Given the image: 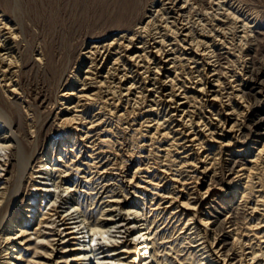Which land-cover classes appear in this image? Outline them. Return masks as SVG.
<instances>
[{
    "label": "bare ground",
    "instance_id": "bare-ground-1",
    "mask_svg": "<svg viewBox=\"0 0 264 264\" xmlns=\"http://www.w3.org/2000/svg\"><path fill=\"white\" fill-rule=\"evenodd\" d=\"M147 1L75 56L32 46L0 9V263L135 264L116 222L128 215L130 231L148 221L159 264H264V74L232 58L257 22L220 10L228 0ZM29 62L59 88L43 147Z\"/></svg>",
    "mask_w": 264,
    "mask_h": 264
},
{
    "label": "rangeland",
    "instance_id": "rangeland-1",
    "mask_svg": "<svg viewBox=\"0 0 264 264\" xmlns=\"http://www.w3.org/2000/svg\"><path fill=\"white\" fill-rule=\"evenodd\" d=\"M204 1H208V0H204ZM147 3H148L147 0H16V1L13 0V4L11 6L10 5L6 6L5 0H0V9L3 8L6 9L7 14L10 15L11 18L15 19V21L16 18H18L17 26L20 29L21 35L24 37V35L26 34L28 43L30 41L32 43V46H36L39 40L45 39L49 42H52L56 50L60 49V47L62 46H65L67 47L70 56H75V54L79 52L84 42L103 36L112 31L122 30L128 27V25H130L131 23H134L135 20L137 19V16L140 13H142ZM225 6L227 8H225ZM13 10L15 11L13 12ZM220 10L222 11L232 10L231 11L233 13L232 15H235L240 11L238 14H236L240 18L250 17L249 20H251L253 23L257 22L255 30L252 32L250 37L244 40V45L246 50L251 48L250 53H246L245 51L243 52L241 51V49H239V51L235 49V53L232 58L233 60L237 61L238 66L244 60L245 62L247 60L248 64L250 61L253 67H255L256 70H259L258 71L259 75L260 76L263 75L264 74V65H263L264 64V0H241V1L228 0V1H224V5L223 7L220 8ZM14 14L17 15V17ZM19 14H22V16ZM18 20H20L21 22H19ZM23 37H21V40L23 39ZM24 41L25 40L21 41L23 46H25L26 44V41L25 42ZM259 65L262 66L260 67ZM24 67H23L24 71L21 77V83L24 89L28 92V96L26 98L27 101L33 103L32 105L34 108L32 111L34 112V110H36L40 113L39 125L40 126L42 125V128L40 130L39 141H40V147H43L47 139L50 136H52V134H55L57 132V130L52 129L49 123L51 120L55 118V113L58 109L56 104H57V94L59 88L53 89L50 86H48L47 83L42 79V77L36 74L35 68L31 66V62L24 65ZM261 94L264 95V87L263 90L261 91ZM0 163H2V166H0L1 170L6 172L4 170L7 167L6 158L0 156ZM34 164L35 162H33V165ZM39 165L40 166L43 165V162H38L37 166H35L34 169H37ZM33 167L34 166H32L31 170L33 169ZM35 174L36 173H34V175ZM36 178L38 177H35V179ZM24 182L26 185V191H28L29 194L30 189L32 188V183L34 182V178L31 179L29 177V174H26V177L24 178ZM115 182L118 183L115 184L117 185L116 189H120V190L123 185L122 183L123 182L124 184L127 183L121 180H117ZM1 185L2 184L0 182V186ZM29 201L30 200L28 199L26 202ZM37 204H39V202H37ZM40 204H42V201H40ZM56 205H59L60 206L59 208L61 210L65 209L64 206H66L63 203V199L61 200L60 203H56ZM53 206L52 207L49 206L45 208L46 209L48 208L50 212H53L55 211L54 209L55 207ZM23 207L25 208V205H22V208ZM164 222L165 220L162 222L163 226L166 225ZM48 230H49L48 228H45L43 231H48ZM132 231L133 233L135 232L136 234L139 233L138 228ZM217 231H220V233H222L220 229H218ZM28 236H30L28 238H31L28 241L30 242V246L33 248L35 243H37L38 238H35L34 237L35 235L33 234L31 235L29 234ZM62 240H63L62 238L55 239L56 242H60ZM71 240H77V239H70V240L68 239L67 245L68 246L76 245V244H72ZM223 243L224 242H222V245ZM119 249H121V247ZM4 253L5 252L0 253V261L4 260L2 259L3 255H6ZM31 254H33V252ZM34 255L35 258L38 257L36 254ZM116 256L120 258L122 255L118 254ZM220 259L222 260V262L227 261L226 259L223 258ZM33 260L34 259H32V261ZM29 264H33V262H29ZM58 264H64V263L58 262Z\"/></svg>",
    "mask_w": 264,
    "mask_h": 264
},
{
    "label": "built area",
    "instance_id": "built-area-1",
    "mask_svg": "<svg viewBox=\"0 0 264 264\" xmlns=\"http://www.w3.org/2000/svg\"><path fill=\"white\" fill-rule=\"evenodd\" d=\"M126 217V218H125ZM134 218H128V215H118L116 218V222H122L123 225L118 226L120 228V240L123 239L125 242H129V240H134L136 237V240L138 241L135 244H138V248H135L134 250H138V252L134 253L136 260L135 264H159V262L155 259L154 255L152 254V251L154 250V239L152 235L150 234L149 230V224L147 220H141L139 223L135 226L136 228H140V232L138 235L133 231L131 232L128 227H130L133 223L131 222ZM69 224V223H68ZM127 230V231H126ZM138 232V231H137ZM136 234V235H135ZM104 252V251H103ZM103 252H99L98 254H103ZM91 258V257H90Z\"/></svg>",
    "mask_w": 264,
    "mask_h": 264
}]
</instances>
